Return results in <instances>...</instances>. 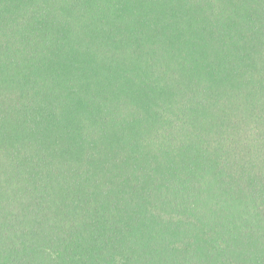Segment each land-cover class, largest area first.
I'll return each instance as SVG.
<instances>
[{
  "label": "trees",
  "instance_id": "16d2710c",
  "mask_svg": "<svg viewBox=\"0 0 264 264\" xmlns=\"http://www.w3.org/2000/svg\"><path fill=\"white\" fill-rule=\"evenodd\" d=\"M0 264H264V0H0Z\"/></svg>",
  "mask_w": 264,
  "mask_h": 264
}]
</instances>
